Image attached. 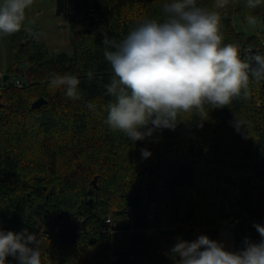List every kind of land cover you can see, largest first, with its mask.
Listing matches in <instances>:
<instances>
[{
  "label": "trees",
  "instance_id": "16d2710c",
  "mask_svg": "<svg viewBox=\"0 0 264 264\" xmlns=\"http://www.w3.org/2000/svg\"><path fill=\"white\" fill-rule=\"evenodd\" d=\"M167 2L57 0L73 53L51 57L35 37L12 51L14 85L0 77V229L36 234L42 264H178L171 249L179 239L206 235L218 242L227 229L235 251L246 238L261 240L254 225L264 226V80L250 77L247 98L224 108L205 105L203 115L183 113L175 130L157 129L144 140L133 142L106 123L113 72L105 34L120 41L145 21L162 22ZM196 2L220 16L223 42L237 45L242 57L264 53V3L250 9L247 0ZM249 15L262 23L260 35L236 30L233 17L245 22ZM53 74L76 76L80 98L50 87ZM41 97L47 103L32 108ZM142 149L151 155L143 158ZM175 189L189 192L187 211L167 222L172 229L151 236V245L142 229L151 212L163 218L153 206ZM107 216L124 225L120 233L136 232L126 251H113ZM129 216L136 231L128 230Z\"/></svg>",
  "mask_w": 264,
  "mask_h": 264
},
{
  "label": "clouds",
  "instance_id": "9594fccd",
  "mask_svg": "<svg viewBox=\"0 0 264 264\" xmlns=\"http://www.w3.org/2000/svg\"><path fill=\"white\" fill-rule=\"evenodd\" d=\"M34 0H3L0 3V36H11L25 26L26 9ZM227 3V0H222ZM264 0H247L252 9ZM165 19L148 20L130 30L120 41H102L104 57L113 76L105 86L113 100L107 105L106 123L123 132L131 141L144 140L157 129L175 130L178 116L193 111L203 115L205 105L224 108L233 99L247 98L250 77L264 80V53L241 56L235 44H225L221 18L197 5L196 0H169L162 5ZM251 26L257 21L246 17ZM89 70L87 78H93ZM80 80L73 75L55 76L50 87L66 88L70 99L80 98ZM93 109L94 104L88 103ZM243 125L237 120L236 130ZM143 158L151 153L142 149ZM261 240L247 238L239 251H228L224 245L206 235L194 241L179 239L171 249L178 264H264V226L254 225ZM42 264L39 240L27 229L20 233L0 229V264Z\"/></svg>",
  "mask_w": 264,
  "mask_h": 264
},
{
  "label": "rangeland",
  "instance_id": "374dc122",
  "mask_svg": "<svg viewBox=\"0 0 264 264\" xmlns=\"http://www.w3.org/2000/svg\"><path fill=\"white\" fill-rule=\"evenodd\" d=\"M0 3H3V0H0ZM223 4L226 5L227 3ZM56 9L57 0H34L32 6L26 9L25 26L31 28L36 35H30L22 29L11 36H0V77L2 79L5 75H11L8 81H14L13 73L8 72L12 51L18 50L19 45L24 46L31 37H35L36 40L44 43L51 57L61 53H73L72 29L63 16L57 15ZM233 18L237 31L260 35L262 23L258 19H256V25L251 26L247 20L244 22L236 16ZM53 76L56 75L53 74ZM25 82L24 80L19 82L18 86H22ZM189 202L190 194L186 190H165L159 201L153 206V211H158L162 215V219L170 224L171 219L177 214L186 213ZM120 227L123 228L124 225L120 224ZM135 234L136 232H122L114 235L113 251L116 254L126 251L130 238ZM149 241L151 245H154L157 239L151 237ZM9 264L15 263L9 261Z\"/></svg>",
  "mask_w": 264,
  "mask_h": 264
},
{
  "label": "built area",
  "instance_id": "2783aa9c",
  "mask_svg": "<svg viewBox=\"0 0 264 264\" xmlns=\"http://www.w3.org/2000/svg\"><path fill=\"white\" fill-rule=\"evenodd\" d=\"M131 212V211H129ZM129 221L131 222L130 227L128 228V230L130 231H136L137 228H135L134 224H133V217L129 216ZM106 225L108 226L107 231L110 234H117L120 233L122 231V229L119 227V224L117 221L113 220V218L111 216H107L106 220H105ZM234 224H231L229 226V228H233ZM172 229V227L170 225H168V223L161 219L158 220L157 219V215L154 212H151L149 217H148V226L143 228L142 231L149 237L161 232V231H166V230H170Z\"/></svg>",
  "mask_w": 264,
  "mask_h": 264
},
{
  "label": "crops",
  "instance_id": "0c3cea01",
  "mask_svg": "<svg viewBox=\"0 0 264 264\" xmlns=\"http://www.w3.org/2000/svg\"><path fill=\"white\" fill-rule=\"evenodd\" d=\"M223 244L228 251H235V236L233 231L223 230L218 241Z\"/></svg>",
  "mask_w": 264,
  "mask_h": 264
},
{
  "label": "water",
  "instance_id": "95a60500",
  "mask_svg": "<svg viewBox=\"0 0 264 264\" xmlns=\"http://www.w3.org/2000/svg\"><path fill=\"white\" fill-rule=\"evenodd\" d=\"M24 66H26V64H24ZM54 77V76H53ZM10 76L9 75H5L3 77V81L4 83H7L8 80H9ZM9 85L10 86H13L14 85V82H9ZM47 103L46 99H44L43 97L41 98H38L37 100H35L33 103H32V108H40L41 106L45 105ZM95 242V239H93L91 241V243H94Z\"/></svg>",
  "mask_w": 264,
  "mask_h": 264
}]
</instances>
